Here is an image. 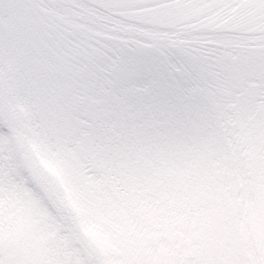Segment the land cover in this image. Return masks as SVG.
Returning a JSON list of instances; mask_svg holds the SVG:
<instances>
[{
  "label": "snow or ice",
  "instance_id": "6c2138e0",
  "mask_svg": "<svg viewBox=\"0 0 264 264\" xmlns=\"http://www.w3.org/2000/svg\"><path fill=\"white\" fill-rule=\"evenodd\" d=\"M0 264H264V0H0Z\"/></svg>",
  "mask_w": 264,
  "mask_h": 264
}]
</instances>
